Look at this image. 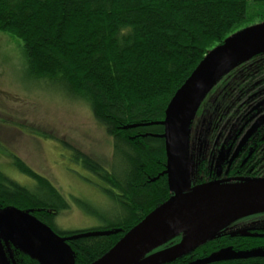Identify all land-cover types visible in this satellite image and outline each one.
Returning a JSON list of instances; mask_svg holds the SVG:
<instances>
[{"label":"trees","instance_id":"obj_1","mask_svg":"<svg viewBox=\"0 0 264 264\" xmlns=\"http://www.w3.org/2000/svg\"><path fill=\"white\" fill-rule=\"evenodd\" d=\"M256 21H264V0H0V32L21 43L29 73L83 101L112 138V150L120 162L111 170L104 161L67 147L70 160L105 184L102 190L120 204L121 213L114 223L101 228L58 230L53 220L68 207L64 196L15 154L11 160L17 169L37 185L30 189L0 171V209L28 210L59 236L109 231L67 241L72 258L69 264H90L99 258L172 193L161 137L169 100L205 54L236 29ZM259 56L264 59V50L230 63L206 95L233 70L238 77L231 82L237 83L239 88L233 85V89L239 92L243 87L238 78L246 68L238 67ZM247 92L233 93L235 113L247 105L258 109L256 93ZM246 97L252 100L238 103ZM229 105L212 103L204 117L209 115L212 123L218 122L215 128L219 127L221 121L215 118L227 112ZM249 216L252 214L245 217ZM227 226L202 243L201 252L216 249L206 248L214 240L225 244V237L233 239L237 232H225ZM183 236L181 232L170 238L156 251L179 244ZM3 249L10 264H40L12 244ZM183 257L170 264L183 263ZM230 263L244 264L240 260Z\"/></svg>","mask_w":264,"mask_h":264},{"label":"rangeland","instance_id":"obj_2","mask_svg":"<svg viewBox=\"0 0 264 264\" xmlns=\"http://www.w3.org/2000/svg\"><path fill=\"white\" fill-rule=\"evenodd\" d=\"M260 25L264 27V21L240 27L232 35L251 34ZM17 41L10 34L0 32V171L23 186L36 188L37 183L22 174L11 160V155L15 154L53 183L68 204L53 220L58 230L81 231L114 223L120 217V204L102 190L105 184L70 160L71 151L67 147L104 161L107 169L116 168L120 158L112 150V138L106 135L83 101L73 99L55 84L37 80L29 73L21 43ZM242 65L237 69L246 68L241 72L242 78H238L243 87L239 92L256 93L259 105L260 99L264 102V59L251 57ZM234 75L233 70L222 76L197 110L192 133L201 151L214 149L221 136L227 137L225 128L232 121L236 120L237 124L244 113L242 109L235 113L237 105L235 101L231 104L233 93H239L233 89V85L238 87L237 83L231 82L238 77ZM227 94L228 99L224 98ZM218 101L230 105L222 114L228 116L227 122L217 129L218 122L212 123L209 115L204 117V111ZM185 174L180 191L190 186L187 170ZM219 252H230V249Z\"/></svg>","mask_w":264,"mask_h":264},{"label":"water","instance_id":"obj_3","mask_svg":"<svg viewBox=\"0 0 264 264\" xmlns=\"http://www.w3.org/2000/svg\"><path fill=\"white\" fill-rule=\"evenodd\" d=\"M256 44H259L256 46ZM264 50V27L251 34H234L205 54L184 84L177 89L165 109L161 137L164 139L166 172L171 195L125 231L110 249L90 264H166L188 254L213 239L234 220L264 212V178H232L199 183L179 190L189 160L190 126L206 91L228 65ZM252 128L244 135L248 137ZM190 185V182L189 184ZM92 230L59 236L31 213L14 207L0 209V264H9L3 246L12 244L40 264H69L72 260L67 241L83 236L103 235ZM184 232L180 243L156 249ZM264 256V252L214 256L204 262L230 257ZM11 258V254H9Z\"/></svg>","mask_w":264,"mask_h":264},{"label":"flooded vegetation","instance_id":"obj_4","mask_svg":"<svg viewBox=\"0 0 264 264\" xmlns=\"http://www.w3.org/2000/svg\"><path fill=\"white\" fill-rule=\"evenodd\" d=\"M244 100L251 101L252 99L246 97ZM260 101L258 109L254 108L253 105L242 106L241 108L245 110H243L244 113L237 124L234 126L230 124L229 127L225 128L228 135L231 133L230 136L227 135L226 138L221 136V139L217 140V148H210L208 151L206 148L202 151L197 148L192 133L195 126L194 122L192 123L189 136V160L186 165L188 177H190V186L221 179L264 178V102L263 99H260ZM227 119L228 116H219L215 118V121H221L222 125L219 123L221 128L227 122ZM252 126L254 128L250 135L243 139ZM216 128L218 129V126ZM224 230L225 232H237V234L231 240L225 237L224 240H228L223 242L225 244L218 243L215 240L212 244H206V248L217 247L211 250L210 253L201 252V246H199L183 255L185 257L183 263L175 264H220V262L232 264L230 262L236 260H240L244 264H264V256L244 257L246 254L256 253L257 251L264 252V212L255 213L252 216L234 221ZM224 248L230 249V252L220 253L219 251ZM14 249L16 248L14 247ZM237 253L244 256L204 262V260L214 256L225 257ZM181 257L177 259H181ZM177 259L170 261V263Z\"/></svg>","mask_w":264,"mask_h":264}]
</instances>
